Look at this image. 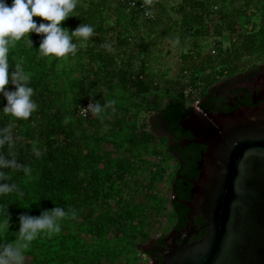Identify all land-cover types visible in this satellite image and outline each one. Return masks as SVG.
Wrapping results in <instances>:
<instances>
[{"label":"trees","instance_id":"trees-1","mask_svg":"<svg viewBox=\"0 0 264 264\" xmlns=\"http://www.w3.org/2000/svg\"><path fill=\"white\" fill-rule=\"evenodd\" d=\"M122 1L128 8L127 1ZM8 2L11 3V0ZM159 3L158 0H138V6L130 7L135 17L133 24L138 27L139 20L144 21V24L158 22L155 20L156 17L152 20L145 19L144 13L149 10L156 14L154 8L158 9L156 6ZM215 6L216 4L208 0H182L176 10L181 15V21H176V24L181 26L183 36L195 43V48H199L204 35L214 33L215 35L219 33L222 35L221 30L234 32L237 27L238 19L242 16L238 10L229 12L226 8H215ZM110 8L111 6L107 5V0H77L75 10L70 13V15L75 16H70L63 21L62 27L74 30L80 23L84 22L92 24L95 33L87 41L73 38L74 42L77 43L75 55L70 53L62 58L41 56L37 49L42 37L34 32L29 34V38L33 41V48L28 46L27 38L17 41L10 48V64L13 62V57L17 61L23 58L25 70L32 74L30 86L35 90L33 99L38 104V108L28 119H16L4 112L3 108L7 101L0 95V134L5 136L11 134L13 138L11 144L0 145V154L16 160L21 165L18 168L3 169L7 173L9 181L18 185L19 188L18 191L0 196V208L8 210V214L11 216L9 226L12 233L9 232V235L19 231V221L12 218V215L17 211L20 214L31 212V214L40 215L43 210L52 209L55 206L64 207L66 210L74 209L77 214L76 217L69 218L75 219L74 222L77 226L79 224L83 226L85 221L92 224L91 231H95L94 234H99V236L107 235L108 237V230L116 225L113 217L111 219L106 214H100L97 218L96 212H94L97 201L99 202L101 197L107 198L110 194L103 192L104 184L98 182L96 173H91L83 162L84 153L80 132L87 121L92 120L96 115L83 117L79 115L78 111L80 107L87 104L88 100L97 102V94L101 95L99 92L101 81L98 77L101 70L105 68H109V71L110 69L113 70L111 71L112 80L114 77L119 78L121 87L126 90L127 94L135 91V94L142 95L159 91L160 88H157V83L147 74L145 62L142 63L138 71L134 72L133 64L137 60L136 56L126 62L121 59L123 50L121 53L110 50L109 44L105 41V36L111 30L116 29V25L111 26L109 30L106 26L109 23L107 22L106 11ZM215 13L220 14L217 22L214 21L213 17ZM158 17L160 20L161 16ZM33 19L38 23L42 21L41 17H33ZM148 20L155 21L149 22ZM144 33L146 32L141 31L139 33L141 39L139 55L144 54L145 50L148 49L145 42V36L148 33L146 35ZM192 34H195L196 37L192 38ZM259 34L264 35V26L259 33H246L244 35L240 33L239 36L246 40L242 50L234 43V48L227 49L226 55L220 57L210 55L209 64L202 67V70L206 71L208 68H212L221 76H235L240 71L243 54L255 55L264 50V38L258 41ZM116 42L119 44L114 43V46L119 49L120 46L126 45V42H130V38L118 37ZM196 52L198 55L202 54L200 49H196ZM194 53L191 51L190 54ZM83 59H85V65L82 63ZM119 59L124 61L123 65L118 63ZM112 61H114L113 64ZM77 67L86 69L92 77L89 74L82 78L77 77L75 75ZM197 72L199 73L198 68ZM198 73L191 77L190 82L201 89L200 97L205 98L201 102V108L208 111L207 98L213 90L211 87L221 77L214 76L211 72L200 77ZM58 78L61 79V84L57 82ZM198 81L205 86L202 88ZM112 82L105 83L107 89L113 85ZM6 87L14 88L11 83ZM101 92L103 94L104 91L101 90ZM92 94L93 98L89 96ZM167 96L170 98L169 101L162 107L163 99L157 108L160 110L157 116L161 121L160 126L171 131L175 135V139L191 138V133L185 132L181 119L188 111L195 109L192 105H188L190 97L192 103L194 99L186 93L185 86H182V89L168 88ZM145 133L154 139L153 134ZM95 140L100 139L95 138ZM182 148L183 144L180 141L168 147V152L172 153V157L176 159L178 156L179 163L175 167L176 174L187 173L191 169L195 170L206 146L202 143H195L192 148L193 159L191 161H187L183 156L184 161L182 155H177ZM128 164V162L121 164V168L125 166L128 168ZM174 195L186 197L177 189L174 190ZM134 204L139 206L137 203ZM131 205L130 203L126 204V207L119 212V216H122L119 218V222L121 221L122 224L116 226L121 229V234L130 231L134 233L143 231L140 224L141 214L144 215V211L132 212L130 211ZM172 209H174V218L178 219V228L185 227L189 212L187 207L180 201H174L172 202ZM36 244V241H33L31 246ZM136 244L137 247L141 246L140 243L136 242ZM104 255L112 260L114 258L112 248L109 251L106 250Z\"/></svg>","mask_w":264,"mask_h":264},{"label":"rangeland","instance_id":"rangeland-1","mask_svg":"<svg viewBox=\"0 0 264 264\" xmlns=\"http://www.w3.org/2000/svg\"><path fill=\"white\" fill-rule=\"evenodd\" d=\"M158 1L160 3L156 7L159 10L154 8L157 13L153 12L158 22L144 24V21L139 20L137 27L133 24L135 17L130 7H125L122 0H107V5L111 8L106 11V17L107 22L112 25L107 23L106 26L109 30L111 26L116 25V29L106 34L105 41L109 44L110 50L116 53H121L123 50L122 60L128 62L133 56L137 57L133 64L134 72L138 71L145 62L147 74L157 83L159 91L142 95L131 91L127 94L126 90L121 87L119 78L114 77L112 80L111 71L113 70L102 69L98 77L101 81L100 90L98 88L101 95L97 94L96 101L102 105L105 104V108L92 120H88L81 130L82 133L80 132L84 153L83 162L91 173H96L98 182L104 184L103 192L110 194L107 198L101 197L100 201L95 204L94 212L97 218L100 214H106L111 219L113 217L116 225L122 224L121 221L119 222V218H122L119 212L130 203L132 204L130 211H144V215L141 214L140 224L143 231L121 234L119 226L114 225L108 230V237L107 235L99 236V234H94L95 231H91L92 224L85 221L83 226L81 224L77 226L75 219L65 218L59 234L51 238L41 237L35 240L37 244L31 246L26 252L29 257L27 264H137L145 262L147 261L145 252L137 247L136 242L142 243L145 237L168 230L172 221L174 222L170 199L172 197L171 183L177 160L169 155L166 138L154 131V141H148L150 136L143 131L151 127V119L160 112L157 109L160 102L164 99L163 107L169 101L167 89L170 87L182 89V86H185V91H187V83L194 74L198 73L197 68L200 77L209 72L223 79L227 77V75L221 76L212 68L203 71L202 67L209 64L210 55H216L213 57L226 55L227 49L234 48V43L242 50L246 40L239 36L240 33L243 35L259 33L264 26V0H208L216 4L215 8L223 7L229 12L238 10L242 16L238 19L234 32L224 29L221 30L222 35L221 33L204 35L199 48H195V43L183 36L181 26L176 24L181 21V15L176 10L182 0ZM158 16H161L160 20ZM219 16V13H215L214 21L217 22ZM141 28V31L146 32L144 35L148 33L145 36L148 49L144 54L139 55ZM192 35V38L196 37L195 34ZM118 37L130 38V42H126V45L118 49L114 46ZM263 38L264 35H258V41ZM196 49H200L202 54L198 55ZM191 51L195 53L190 54ZM263 62L264 50L255 55L243 54L240 71L235 76L250 71ZM82 63L85 65V59ZM118 63L123 65L124 61L119 59ZM218 69H220L219 66ZM88 74L86 69L77 67L75 74L77 77L82 78ZM89 76L92 77L91 74ZM111 81L113 85L109 86L110 90H108L105 83ZM57 82L61 84V79L58 78ZM198 83L202 88L205 86L202 82L198 81ZM101 90L104 91L103 94ZM89 96L94 97L93 94ZM113 101L114 103H111ZM188 105L193 106L191 97ZM135 131L137 132L134 133ZM8 136L12 137L11 134ZM95 138L100 140L97 141ZM140 144L148 148V150L144 149L141 155L157 154L153 153V150H157L159 155H167L168 158L164 160L165 164L150 162L148 158L139 159L138 146ZM134 159H137L138 163ZM122 162H128L129 167L121 168ZM131 162L132 165L138 164L139 168L132 167ZM26 214L38 216L31 212ZM20 215L17 211L12 218L19 221ZM10 218L8 210L0 208V242H14L15 240L16 233L9 235V232L12 233L9 226ZM111 248L114 258L109 260L104 253Z\"/></svg>","mask_w":264,"mask_h":264},{"label":"water","instance_id":"water-1","mask_svg":"<svg viewBox=\"0 0 264 264\" xmlns=\"http://www.w3.org/2000/svg\"><path fill=\"white\" fill-rule=\"evenodd\" d=\"M204 99L182 121L193 142L206 146L193 187L196 200L184 201L191 208L187 227L166 240L162 264H264V102L214 113L201 108ZM200 214L208 235L190 244ZM174 236L183 239L176 251ZM138 248L149 251L144 244Z\"/></svg>","mask_w":264,"mask_h":264},{"label":"clouds","instance_id":"clouds-1","mask_svg":"<svg viewBox=\"0 0 264 264\" xmlns=\"http://www.w3.org/2000/svg\"><path fill=\"white\" fill-rule=\"evenodd\" d=\"M77 0H0V95L7 103L3 110L16 119H28L38 108L33 99L34 88L30 86L32 74L25 70L23 58L10 64V48L21 39L27 38V44L33 48L30 33L41 35L39 54L45 57H66L75 55L77 43L73 38L83 41L89 40L95 33L94 26L80 23L74 30L62 27V22L68 19L75 8ZM33 17H41L37 22ZM71 33V34H69ZM110 47V46H109ZM11 68V71H10ZM11 83L14 88L6 87ZM111 103H114L111 102ZM105 104L90 102L82 110L91 111L99 115ZM12 137L0 134V145L11 144ZM21 167L16 160L0 154V196L18 191V185L9 181L5 168ZM74 209L66 210L55 206L45 209L38 216L21 214L19 217V231L14 242H0V264H27L29 257L26 252L32 242L41 237L51 238L62 231L65 218H75Z\"/></svg>","mask_w":264,"mask_h":264},{"label":"flooded vegetation","instance_id":"flooded-vegetation-1","mask_svg":"<svg viewBox=\"0 0 264 264\" xmlns=\"http://www.w3.org/2000/svg\"><path fill=\"white\" fill-rule=\"evenodd\" d=\"M214 85L211 87V89H213L212 92L209 93L208 98L206 97L209 105L208 112H231L244 105H259L264 102V62L260 65H257V67H255L254 69H251L248 76L240 75V77L238 78L234 76H227L225 79L221 78ZM194 110L188 111V113L184 115L181 121L189 119ZM160 124L161 121L157 118V116H155L153 118V129H155V132L157 131L160 135H162V137L167 139V148L175 145L178 141H180L183 144V148L177 155H182V157L184 156L187 161H191L193 159L192 148L196 143L193 142L194 136L191 131L184 128L186 133H191V138L183 137L182 139H175V135L171 131L166 130L165 127H161ZM184 157L183 159L185 161ZM176 160L178 165V156H176ZM200 172L201 170L199 168V163L195 170L191 169V171L187 173L176 174V172L174 171L171 183L172 197L170 200L171 204L174 201H180L187 207V209L189 210L187 223L189 221L191 208L187 204H185L184 201L192 202L196 200V196H194L196 194L193 193V187L194 182L199 178ZM176 189L179 190L182 194H185L186 197H176L174 195V190ZM173 199L175 200L173 201ZM172 210L174 211V209ZM195 220L196 227L190 232V236L188 239L190 244L207 236L209 231L207 220L202 214L196 216ZM186 227L187 224L185 225V227L178 228V219L174 218V222L172 221V224L168 230H163L157 235L145 237V240L140 243V245L144 244L146 248H149V251L144 252L150 260L137 264H162L165 258L162 250H167L170 247L166 243V240L170 237V235H173L174 232L184 231ZM174 238H176V242H174L175 245L171 249L176 251L182 246L183 239L181 237L177 238V236H174ZM151 241H153L154 244Z\"/></svg>","mask_w":264,"mask_h":264},{"label":"built area","instance_id":"built-area-1","mask_svg":"<svg viewBox=\"0 0 264 264\" xmlns=\"http://www.w3.org/2000/svg\"><path fill=\"white\" fill-rule=\"evenodd\" d=\"M126 1H127V3H128V6H129V7H132V8H133V7L138 6V0H126ZM144 17H145L146 19H149V20H152V19L155 18V17L153 16V13H152L151 11H149V10H146V11H145V13H144ZM186 87H187V91H186V93L189 94V95H191L192 98L194 99L193 106H194V105H197V104L200 102V100H201V98H200L201 89L195 87L193 84H191L190 81L187 83V86H186ZM90 102H92L93 104H95L94 101H92V100H88V102H87L86 105L80 107V109H79V111H78V113H79L80 116L88 117V116H93V115H94L91 111H88V112L85 113V112L82 110V108H83V107H87V105H88ZM145 255H146V254H145ZM146 257H147V256H146ZM147 260H150V259L147 257Z\"/></svg>","mask_w":264,"mask_h":264},{"label":"crops","instance_id":"crops-1","mask_svg":"<svg viewBox=\"0 0 264 264\" xmlns=\"http://www.w3.org/2000/svg\"><path fill=\"white\" fill-rule=\"evenodd\" d=\"M153 120V118L151 119V121ZM153 124V123H152ZM152 124L150 123V125H151V127H148V128H146L145 129V131H143L144 133L145 132H149L150 134H153L154 135V129H153V126H152ZM148 136V135H147ZM148 141H154L153 140V138L150 136L149 137V139H148ZM153 143V142H152ZM154 144V143H153ZM153 146V145H152ZM138 150H139V153H138V155H139V159L140 158H148L149 160H151L150 162H158V163H164L165 164V162H164V160H165V158H168V156L167 155H159V153H158V151L157 150H153V153H157V154H151V155H147V156H145L144 154L143 155H141L142 153H143V151H144V149H146V150H148V148H145L144 147V144H140L139 146H138ZM166 154V153H165ZM169 155L171 156L172 155V153H169ZM124 158V157H123ZM129 157H126V159H128ZM135 161H136V163H138L137 162V159H134ZM157 163V164H158ZM131 165H132V162H131ZM132 167H134V168H139L138 167V164H136V165H132ZM152 169V168H151ZM154 215V214H153Z\"/></svg>","mask_w":264,"mask_h":264}]
</instances>
